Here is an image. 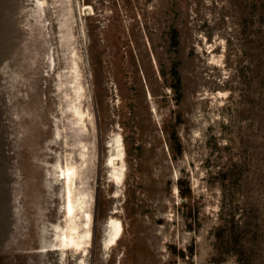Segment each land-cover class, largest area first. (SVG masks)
<instances>
[{
  "label": "rangeland",
  "instance_id": "obj_1",
  "mask_svg": "<svg viewBox=\"0 0 264 264\" xmlns=\"http://www.w3.org/2000/svg\"><path fill=\"white\" fill-rule=\"evenodd\" d=\"M0 264H264V0H0Z\"/></svg>",
  "mask_w": 264,
  "mask_h": 264
},
{
  "label": "bare ground",
  "instance_id": "obj_2",
  "mask_svg": "<svg viewBox=\"0 0 264 264\" xmlns=\"http://www.w3.org/2000/svg\"><path fill=\"white\" fill-rule=\"evenodd\" d=\"M80 91H82L83 87L80 86ZM75 113L78 115V119L81 120L82 113L78 110H75ZM111 149L113 150L111 152V156L108 159V165L110 168V177L112 182L115 184H118L123 176L124 173V165L122 160V146L120 137L116 136L114 139V143H111ZM76 172L77 169L75 166L68 167L66 166L64 170V176L66 177V200H67V212L71 214L75 210V205L78 204L81 208L83 207L84 198L81 195H78L75 197L73 193V182L76 178ZM77 198V199H76ZM73 214V213H72ZM108 230H107V239L105 240L106 244H109L113 241H115L116 237L119 234L121 225L119 220L116 218L110 217L108 220ZM67 232V231H65ZM69 233V232H68ZM73 243L75 246L77 245V242L71 238V236L68 234H64L63 243L66 245V243ZM79 246V245H78Z\"/></svg>",
  "mask_w": 264,
  "mask_h": 264
}]
</instances>
